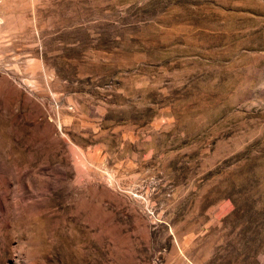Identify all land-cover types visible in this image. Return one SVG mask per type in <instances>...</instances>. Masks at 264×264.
<instances>
[{
	"label": "rangeland",
	"instance_id": "rangeland-1",
	"mask_svg": "<svg viewBox=\"0 0 264 264\" xmlns=\"http://www.w3.org/2000/svg\"><path fill=\"white\" fill-rule=\"evenodd\" d=\"M0 264H264V0H0Z\"/></svg>",
	"mask_w": 264,
	"mask_h": 264
}]
</instances>
